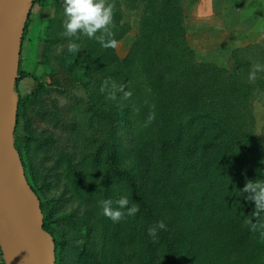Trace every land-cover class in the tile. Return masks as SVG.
Returning <instances> with one entry per match:
<instances>
[{
  "label": "rangeland",
  "instance_id": "rangeland-1",
  "mask_svg": "<svg viewBox=\"0 0 264 264\" xmlns=\"http://www.w3.org/2000/svg\"><path fill=\"white\" fill-rule=\"evenodd\" d=\"M60 1L37 0L32 5L9 82L20 104L14 146L27 170L26 180L42 206L55 245L54 264H145V217L125 214L113 222L102 214L98 203L110 199L116 208L115 202L126 196L130 205L135 204L130 177L152 193L148 197L155 210L153 218L169 227L172 238L177 235L167 252H161L173 259L170 264H193L206 250H219L222 244L227 253L230 239L231 245L240 239L243 246L246 241L252 247L259 241L258 230L249 238L239 224L232 234L223 211L229 207L228 213L240 223L256 220L253 202L245 200L249 193L240 191L248 181L264 179V72H257L255 81L248 79L253 64L264 65V0H169L166 5L157 0L153 9L151 1L109 0L114 5L111 30L118 41L114 49L80 33L64 35L63 21L52 27L50 20ZM162 11L167 17L178 11V20L182 18V49L191 65L206 67L211 86L206 100L226 91L224 106L233 109L236 118L219 119L227 128L224 136L213 117L189 118L197 107L189 108L194 78L189 74L194 72L187 70L193 68L186 70L184 87L178 83L170 92L165 87L157 92L143 82L152 80L154 73L148 57L156 62L163 49H146L142 66L137 54L130 55V47L141 20L147 18V27L162 33L157 22L162 21ZM50 37L58 40L48 42ZM69 43L79 45V51L70 52ZM117 58L120 61L114 62ZM19 67L25 76L20 77ZM105 80L110 81L107 87L103 86ZM112 83L122 85L124 91H116ZM112 92L114 100L109 98ZM124 92L131 95L125 97ZM194 103L203 102L198 98ZM158 123L164 128L161 132ZM180 123L182 129L176 130ZM204 133L202 143H209L208 151L195 141ZM234 136L238 142H249V154L242 152L238 159L233 156ZM168 137L172 143L161 158L157 153L161 144L156 140L165 142ZM221 142L223 150H219ZM239 165L243 168L240 184L230 181ZM206 192L219 194V198L203 201L199 223L201 228L209 227L217 218L215 227L221 231L214 225L199 229L197 235L205 240L199 249L193 231L197 218L185 206L175 209L173 203L198 197L202 201ZM261 220L264 224V218ZM3 229L8 231L0 226V264H30L14 237Z\"/></svg>",
  "mask_w": 264,
  "mask_h": 264
},
{
  "label": "trees",
  "instance_id": "trees-1",
  "mask_svg": "<svg viewBox=\"0 0 264 264\" xmlns=\"http://www.w3.org/2000/svg\"><path fill=\"white\" fill-rule=\"evenodd\" d=\"M36 1L37 0H35L34 2ZM146 1L152 2L151 9L156 7L155 3L157 0H146ZM166 3L168 4L169 0H167V2H164L163 0L162 5H166ZM171 4H174V3H171ZM61 5H63V2H61V4L57 2V4L55 5V15L50 20L52 27L55 22H60L64 20L63 6ZM151 9H147L146 11H149ZM164 10H167V8ZM160 15L162 16V21H157V22H158L159 28L164 29L162 33H158L156 31L154 32L153 30H150L147 27V23H146L147 18H146V21L141 20L139 33L136 39L134 40L132 46L130 47V55L132 54L135 56L137 54L138 56L137 60L141 61L142 66L144 65V62H145V58H144L145 56H143L142 53H144L146 49H149L150 46L157 47L155 49L156 51H158L160 47L161 49H163V53H162L163 56H161L156 62H153L152 57H148L151 55L147 54V57L150 60V61L148 60V63L149 65L153 66L154 73H153V76L150 77V79L152 80L147 81L146 79H144L143 82L147 83V85L151 84L153 88H156L155 90H157V92H159L160 90L159 88H162V87H165L167 91L170 92L174 88L176 89L178 83L182 84L181 86L184 87V84L182 82L184 80L186 70L189 68H193L194 71L187 70V73L194 72L192 74H189V76L191 75L194 76V78L191 80L192 93L189 92L190 95L192 96L191 98L192 103L191 105H189V108L190 107L193 108L195 106L197 107H195L192 111H190L189 118H192L195 121L198 118L209 117V116L213 117L214 119H216L215 121L216 128L221 133V135L224 136V134L227 132V128H224L222 125H220L219 119L221 117H224V118H229L231 121V119L236 118V114L234 110L230 108H226V106H224L226 105V101H223V98L227 96L226 91H223V92L221 91L222 93H217V97L215 99L213 97V100H210V101L206 100L207 96L211 92V86H209L208 79L204 72V68L206 67H204L205 65L203 66L201 65L200 67H198V65H195V64L191 65L190 60L188 59V56L186 55V50L184 51V49H182L181 40L184 41V32H183L184 29L183 27L180 26L182 25L181 24L182 18L178 20L179 18L178 11L175 13L173 17H171L169 14L167 17V14L165 13V11H162ZM157 18H158V12L155 13L154 19L157 20ZM179 27H181V29H179ZM56 40H58L57 37H50L49 39H47V41L51 43L53 41L55 42ZM47 48H49V46H47ZM119 61H120L119 58H117L115 59L114 62H119ZM132 61H135L134 57H132ZM163 62H165L164 66L166 67V70L163 69ZM18 72L20 73V77H23L26 75L20 67L18 69ZM256 76H257V73H256ZM251 96L252 94L248 95V97H251ZM198 98H199V101L203 102L201 105H195L194 103L195 100ZM19 106L20 104L18 100L17 123L19 120ZM182 125L183 124L181 123L180 125L177 124L175 129L176 130L182 129ZM156 127L159 132L163 131L164 129L162 125L161 126L159 125V123L156 125ZM191 129L193 128H190V130ZM203 137H206V133L202 134L201 136L197 135V137L195 138L196 139L195 141L198 144L200 143L204 147V149L208 151L209 148H211V146L209 145V143L208 144L202 143ZM177 139H180V137H178ZM225 140L227 141L228 138H225ZM156 143L157 145L161 144L157 153L162 158L165 155V152L169 150L168 149L169 147H167V145L172 142L170 141L168 137L166 138L165 142H162V139H157ZM233 143H234V148L236 149L234 151L235 154L233 155L235 156V158L237 157L238 159L239 154L242 152L249 154L248 148L251 149V145L249 146V142H247L246 140L243 142L242 141L238 142L237 136H234ZM223 147H224V143L221 142L219 144V148H220L219 150H223ZM198 150H199V147L196 146V149L194 151L195 154H197ZM115 154L116 153L113 151V156ZM241 169H243L241 165L234 168L235 175L230 174L231 177H234V179L230 181L240 184L242 177L239 174V172L241 171ZM24 171L26 175L27 170L25 169ZM130 181L132 182V185H133V186L131 185L132 190L134 188L133 193L135 196V204L138 205L140 209L138 212V216L145 217V224L144 225L142 224V228L144 229L143 230L144 235L148 242L147 248L145 249V253H144V256L147 258V261L145 262V264H170L171 262H173V259H171V257L168 255L166 257L163 256L161 252L163 251H165V253L167 252V247L169 246V242L172 241L174 244L176 242L175 239L177 235L172 238L171 234H169V231H168L169 227L167 225H166L165 230H158L156 236H150L148 234V229L156 225L157 222H159L157 218H153V212L155 210L151 202L149 201V197H148V196H151L152 193H150L149 191H146L143 185L142 187L141 185L137 186L136 185L137 179L135 177H130ZM232 192H233L232 190L229 191V196L232 194ZM209 194H210L209 192L202 194V197H204L201 199L202 201H200L198 199L199 197L197 196L198 198L194 200L193 199L187 200V198H184L178 201V203H173V204H176L174 206L175 209L182 210L183 207L185 206L187 209V212L192 213L194 215V218L195 217L197 218V221L195 220L194 226L192 225L194 234L196 233V235L199 229L200 230L209 229L211 225H214L215 230H219L215 227V225L216 226L218 225L217 218L214 220V222L211 220L212 222L209 227L201 228V225H200L201 223H199L201 222L200 218L203 213V209L205 207V202L203 201H205V199L210 201V200L219 198V194H210V195ZM236 200H238V198H236ZM207 204L209 205L208 202ZM40 209L43 213L41 205H40ZM233 209L234 208H232V210ZM162 210H163V207L160 212H162ZM236 210H238V207L236 208ZM229 211L231 210H229V207H227V211L224 209L223 213L225 214L224 223L228 225L230 232H232L233 234L237 230L240 224L241 228L247 230L246 234L243 233V235L248 234V236H250L249 238H251V236H253V231L250 230V226L248 225V223H242V222L240 223V221H236L235 217H233L231 214L228 213ZM255 222L256 220L253 223ZM43 227L50 234L49 230L45 226L44 218H43ZM220 231L221 230H219L218 232ZM262 232H264V228H261V231H259V228H258V234L260 238L257 243L253 242L252 247H250L251 244L247 245L246 241L244 242L245 245L243 246V242L240 239L237 241H233L234 244L231 245L232 239H230V242H228V245L230 247L227 245V247L230 249L227 251V253L225 252L224 245L222 244V247H220L219 250H216V249L206 250V252H204L202 256L197 259V261H193V264H264V235L261 234ZM196 238H197L196 240L199 241L198 248L200 249L202 248L205 240H203L202 237H199L198 235L196 236ZM202 250L204 251L205 249L203 248ZM213 253H218L220 255L218 256L213 255ZM174 264H176V261H174Z\"/></svg>",
  "mask_w": 264,
  "mask_h": 264
},
{
  "label": "water",
  "instance_id": "water-1",
  "mask_svg": "<svg viewBox=\"0 0 264 264\" xmlns=\"http://www.w3.org/2000/svg\"><path fill=\"white\" fill-rule=\"evenodd\" d=\"M34 1L0 0V174L4 183V191L0 196V226L15 234L33 264H54L53 239L43 227L40 201L26 180L14 146L19 99L12 84L9 87L3 78L4 60L9 53H19L25 23ZM22 193L31 200L32 224L22 221L17 212L18 198Z\"/></svg>",
  "mask_w": 264,
  "mask_h": 264
},
{
  "label": "clouds",
  "instance_id": "clouds-1",
  "mask_svg": "<svg viewBox=\"0 0 264 264\" xmlns=\"http://www.w3.org/2000/svg\"><path fill=\"white\" fill-rule=\"evenodd\" d=\"M113 8L114 5L109 0H63L64 35L72 37L80 33L89 39H95L104 48H116L118 41L114 38V33L111 30V27H114ZM98 32L99 35H97ZM68 50L77 53L79 45L69 43ZM257 72H264V65L256 63L252 66V70L248 75L249 81H255ZM109 83V80H105L103 86L107 87ZM111 86L116 91H124L122 85L117 86L112 83ZM124 95L128 97L131 93L124 92ZM109 98L116 99L115 92H112ZM240 193H249L245 200L252 201L254 204L252 217L256 219V222L248 221L250 230L255 232L258 228H264V224H260L261 218H264V179L248 181ZM98 203L102 214L113 222L120 221L125 214L134 216L140 210L138 205H130L129 198L126 196H122L115 202L117 204L116 208L112 207L113 201L110 199H102ZM165 229V223L159 221L148 229V234L156 236L158 230ZM261 234L264 235V232Z\"/></svg>",
  "mask_w": 264,
  "mask_h": 264
},
{
  "label": "bare ground",
  "instance_id": "bare-ground-1",
  "mask_svg": "<svg viewBox=\"0 0 264 264\" xmlns=\"http://www.w3.org/2000/svg\"><path fill=\"white\" fill-rule=\"evenodd\" d=\"M13 72H14V53L12 52V54H10L9 56H7L5 58L4 65H3L4 82L9 87H10V83H9L10 78H11ZM3 191H4L3 177L0 174V196L3 194ZM17 212H18V215L22 221H24L28 224H32V219H33L32 204H31V200L29 199V197L25 193H22L18 198ZM4 228H6V227H4ZM6 229L9 232L6 231L5 229H3V230L6 233H9L12 237H14V239L17 241L20 248H22L23 251L25 252V255L27 256L29 263L33 264L31 257L29 256V254L27 253V251L25 250V248L23 247V245L21 244L19 239L15 236V234L12 231H10V229H8V228H6Z\"/></svg>",
  "mask_w": 264,
  "mask_h": 264
}]
</instances>
